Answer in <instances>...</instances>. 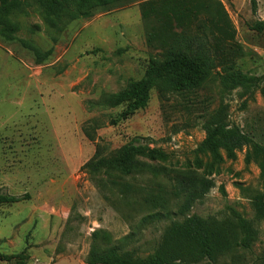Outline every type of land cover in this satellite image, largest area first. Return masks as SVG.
<instances>
[{
    "label": "rangeland",
    "instance_id": "rangeland-1",
    "mask_svg": "<svg viewBox=\"0 0 264 264\" xmlns=\"http://www.w3.org/2000/svg\"><path fill=\"white\" fill-rule=\"evenodd\" d=\"M23 1L30 5L11 17L19 27L15 39L0 35V191L30 199L0 207V254L22 253L28 256L24 264H87L95 231L110 233L114 241L128 235L148 213L141 203L146 193L170 189L171 177L193 169L215 187L192 213L222 217L233 208L255 220L260 242L247 257L264 264V220L255 209L263 193L258 165L246 163L247 149L222 163L196 153L205 138L203 121L218 117L264 144V86L245 98L240 90L223 93L214 75L191 93L154 88L146 108L114 123L126 105L110 107L106 96L142 79L150 61L163 54L150 41L153 23L141 16L145 0H123L59 27L45 22L36 0ZM216 1L227 10L243 49L239 68L264 75V33L251 27L264 21V0ZM36 50L50 54L39 62ZM136 137L171 154L167 162L145 160L165 167V174L135 172L123 179L131 186L123 193L108 174L82 169ZM161 230L144 232V254Z\"/></svg>",
    "mask_w": 264,
    "mask_h": 264
},
{
    "label": "trees",
    "instance_id": "trees-1",
    "mask_svg": "<svg viewBox=\"0 0 264 264\" xmlns=\"http://www.w3.org/2000/svg\"><path fill=\"white\" fill-rule=\"evenodd\" d=\"M123 0H36L48 25L59 27L65 20L91 17L95 11ZM23 0H0V35L15 39L19 31L12 15L24 6ZM146 22L153 23L150 41L163 48L160 58L150 61L142 79L132 82L124 90L106 96L110 107L126 105L114 121H123L148 106L154 88L164 92H195L216 75L223 93L240 90L242 97H253L263 91L264 75L255 76L238 66L243 49L236 42V29L223 6L216 0H145L139 5ZM257 4L253 2V13ZM252 29L264 33V21H256ZM42 62L49 52L35 51ZM205 138L196 153L222 163L235 160L237 153L247 149L245 161L255 163L261 170L263 193L255 199L257 218L264 220V144L246 133L239 125L221 117L204 120ZM171 154L152 147L149 139L133 138L116 152L97 155L82 167L89 173H106L109 182L130 192L131 186L123 181L133 173L148 169L155 175L165 174V167L151 162H167ZM147 160V161H145ZM209 173H212L210 171ZM171 188L160 187L157 192L146 193L141 203L148 213L128 235L114 241L110 233L97 230L86 258L87 264H257L259 257L250 262L260 242L255 220L242 216L229 208L222 217L193 214V207L215 187L213 180L197 170L188 169L171 177ZM30 199V195H12L0 191V207ZM159 227L160 235L154 239L152 250L142 252L140 244L144 232ZM19 259L24 254L2 255L0 260Z\"/></svg>",
    "mask_w": 264,
    "mask_h": 264
}]
</instances>
